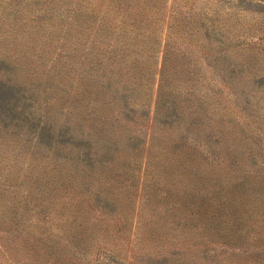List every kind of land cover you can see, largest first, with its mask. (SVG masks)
<instances>
[{
  "label": "rangeland",
  "instance_id": "1",
  "mask_svg": "<svg viewBox=\"0 0 264 264\" xmlns=\"http://www.w3.org/2000/svg\"><path fill=\"white\" fill-rule=\"evenodd\" d=\"M0 264H264V0H0Z\"/></svg>",
  "mask_w": 264,
  "mask_h": 264
},
{
  "label": "trees",
  "instance_id": "2",
  "mask_svg": "<svg viewBox=\"0 0 264 264\" xmlns=\"http://www.w3.org/2000/svg\"><path fill=\"white\" fill-rule=\"evenodd\" d=\"M84 11H81L79 8L76 9L73 13H74V17H73V20L75 21V23L77 24L74 28V31L77 33V34H82L83 32V26L84 25V22L86 21L85 18L83 17V13ZM76 13V14H75ZM77 37H81V35H76ZM78 55V54H76ZM76 94H80V91L77 92Z\"/></svg>",
  "mask_w": 264,
  "mask_h": 264
}]
</instances>
